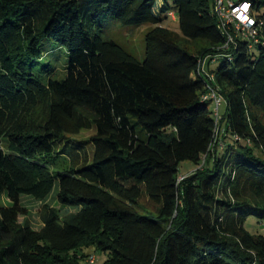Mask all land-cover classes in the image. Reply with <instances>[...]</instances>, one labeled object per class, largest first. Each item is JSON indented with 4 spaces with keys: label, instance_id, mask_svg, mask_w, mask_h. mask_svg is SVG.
Here are the masks:
<instances>
[{
    "label": "trees",
    "instance_id": "obj_1",
    "mask_svg": "<svg viewBox=\"0 0 264 264\" xmlns=\"http://www.w3.org/2000/svg\"><path fill=\"white\" fill-rule=\"evenodd\" d=\"M109 22L148 25L141 58L101 34ZM44 38L67 50L61 80L32 73ZM225 43L213 0H0V264H88V248L95 264H264V236L244 227L264 219V44ZM85 129L78 164L70 136ZM183 161L196 168L179 178Z\"/></svg>",
    "mask_w": 264,
    "mask_h": 264
},
{
    "label": "rangeland",
    "instance_id": "obj_2",
    "mask_svg": "<svg viewBox=\"0 0 264 264\" xmlns=\"http://www.w3.org/2000/svg\"><path fill=\"white\" fill-rule=\"evenodd\" d=\"M174 0H164L167 5L171 6ZM158 9V7H156ZM264 8L261 7L260 12L262 13ZM165 25L169 27L173 31H178L177 23L171 19V15L168 16L167 20H165ZM109 24V25H108ZM107 27L104 28V32L101 34L108 37L114 38L118 40L127 50L132 52L136 57H142L143 50V35L144 31L148 28V25H140L138 27H129V26H121L118 23L109 22ZM41 57L33 64L32 73L36 76V78L41 83H46L48 79L52 80H61L65 77L66 74V64H67V50L64 47L57 46L52 39L44 38L41 41ZM254 55H258V50L256 47L253 49ZM220 65V61L213 63L210 65V70L215 71ZM210 110L213 109V104L209 103L207 106ZM225 109V101L222 100L221 104L218 107V113L222 114ZM94 133L93 129H85L80 131L77 135L70 136V138L74 141L72 142V149L77 152V163L81 164L83 160L86 158L87 161L90 160L92 156L93 146L92 144H88L86 140ZM78 145V146H77ZM57 149H59L60 144L56 145ZM75 147V149H74ZM80 147V150L77 148ZM37 160L41 163L49 166L50 170H64V168L69 170L70 163L66 162V164H61L58 166V163L61 160L57 157H45L38 156ZM196 166L188 161H183L179 164V178L192 172ZM57 183L55 182V186L51 190L47 201L50 204L56 203V193H57ZM20 203L27 209L28 218L30 223L35 229H38L41 226V222L39 220L38 211L40 208V203L33 199L30 196H21ZM9 200L1 195L0 196V206L9 205ZM22 220V217H19V221ZM244 227L251 233H259L264 236V219L261 221L256 217L250 215L245 219ZM84 252L87 255H95L98 261L103 260L105 258L104 255L96 254L92 249H84Z\"/></svg>",
    "mask_w": 264,
    "mask_h": 264
},
{
    "label": "built area",
    "instance_id": "obj_3",
    "mask_svg": "<svg viewBox=\"0 0 264 264\" xmlns=\"http://www.w3.org/2000/svg\"><path fill=\"white\" fill-rule=\"evenodd\" d=\"M256 0H213V14L215 15L220 33L226 38L225 47L234 43L236 39H243L247 42L248 48L254 47L258 42L264 44L263 22L258 21L255 16L253 5ZM172 15V14H170ZM206 59L201 61V68L204 69ZM213 104V111L218 116V107L223 97L218 94L217 88L210 87L203 97ZM88 264H95V255L86 257Z\"/></svg>",
    "mask_w": 264,
    "mask_h": 264
},
{
    "label": "crops",
    "instance_id": "obj_4",
    "mask_svg": "<svg viewBox=\"0 0 264 264\" xmlns=\"http://www.w3.org/2000/svg\"><path fill=\"white\" fill-rule=\"evenodd\" d=\"M171 19H172L173 21H175V17H174L173 15H171Z\"/></svg>",
    "mask_w": 264,
    "mask_h": 264
}]
</instances>
